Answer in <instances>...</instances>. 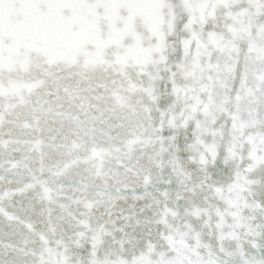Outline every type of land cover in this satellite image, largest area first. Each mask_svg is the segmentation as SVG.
Returning a JSON list of instances; mask_svg holds the SVG:
<instances>
[{
	"label": "snow or ice",
	"instance_id": "1",
	"mask_svg": "<svg viewBox=\"0 0 264 264\" xmlns=\"http://www.w3.org/2000/svg\"><path fill=\"white\" fill-rule=\"evenodd\" d=\"M0 264H264V0H0Z\"/></svg>",
	"mask_w": 264,
	"mask_h": 264
}]
</instances>
